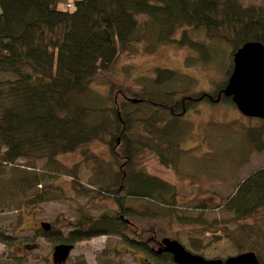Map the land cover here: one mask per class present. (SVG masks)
<instances>
[{"label":"trees","instance_id":"16d2710c","mask_svg":"<svg viewBox=\"0 0 264 264\" xmlns=\"http://www.w3.org/2000/svg\"><path fill=\"white\" fill-rule=\"evenodd\" d=\"M0 7V159L53 161L92 142L106 144L112 153L109 170L115 183L104 190L115 208L97 215L82 211L78 220L68 221L73 227L64 238L61 228L35 230L57 243L117 234L131 252L152 253L146 230L138 229L135 217L158 218L161 229L176 219L204 222V203L199 216L187 213L179 188L137 160L144 151L169 166L181 162L187 155L179 142L189 127L184 111L199 99L211 98L206 92L187 93L194 82L179 68L159 66L134 77L143 83L139 90L130 86L127 92L117 91L111 82L106 93L113 94L111 101L91 84L101 77L112 79L120 54L134 42L152 50L171 45L188 51L185 65L210 64L225 74V81L215 82L217 91L208 92L215 99L231 74L234 52L249 41L264 44V0H0ZM131 64L126 68H133ZM226 98L233 102L221 95V101ZM259 120L222 132L229 142L240 131L241 162L252 149H264V118ZM215 142L224 151L220 141ZM24 175L27 179L26 173L15 176L17 186L24 185ZM37 183L24 204L52 198L53 184ZM220 204L224 214L214 216L212 223L225 227L240 253L254 251L264 264V166L238 182L232 196ZM16 209L22 222L24 210ZM17 229L14 226L13 232ZM161 229H153L152 235L159 239ZM0 239L10 240L1 232Z\"/></svg>","mask_w":264,"mask_h":264},{"label":"rangeland","instance_id":"374dc122","mask_svg":"<svg viewBox=\"0 0 264 264\" xmlns=\"http://www.w3.org/2000/svg\"><path fill=\"white\" fill-rule=\"evenodd\" d=\"M187 53L186 49L178 50L171 45L152 50L143 42H134L120 54L110 72L112 79L101 77L92 82V89L100 92L102 96L108 95L111 101L113 94H106L112 86L109 83L113 82L117 91L127 92L130 86L139 90L143 83H139L134 77L152 72L161 66L179 68L188 77L191 76L194 84L187 93L194 90L214 94L217 91L215 82L225 81V74L210 64H206L210 68L193 62L185 65L184 58ZM129 64L133 68H126ZM210 100L199 99L196 105L184 111L189 127L179 142L183 155H187L182 157L181 162L179 160L176 166H169L162 163L155 154L144 151L138 155L137 160V164L146 171L167 179L179 188L180 204L183 209H188L187 213L199 216L202 212L200 202L204 203L203 216H207L203 217L204 222L176 219L163 229L159 227L162 225L158 218L135 217L134 222L139 230H146L144 235L147 237L152 235L153 229H161L158 234L160 238L164 235L176 238L188 250L213 259L240 253L233 240L226 236L225 227L212 223V218L224 214L219 209L220 203L232 196L237 183L264 166V149H252L247 161H239L237 158L243 155L240 131L230 137L228 142L222 139L223 130H229L234 125L241 129L246 126L245 123L254 122L257 125L260 120L258 117L244 115L227 98L217 102ZM236 118L239 119V124L230 122ZM215 140L220 141L227 153L216 147ZM0 147L4 149L3 146ZM187 158H191L192 162ZM111 162L109 146L100 142H92L75 151L59 154L53 161L46 158H19L14 162H5L0 159V232L10 239H0V264H53L52 253L57 242L50 241L35 230L41 227L42 221H49L53 227L61 228L59 234L63 237L73 227L71 223L68 227V221L78 220L82 211L88 210L90 215H97L115 208V201L104 190L115 183L112 175L114 171L109 170L113 166ZM21 173H26L27 179L24 175L25 178L20 179L24 185L17 186L18 179L15 176ZM37 182L47 186L53 184L52 198L24 204L26 197L29 198L36 186L38 188ZM8 183L14 186L3 188ZM99 192L104 197H100ZM208 204L211 206H207ZM79 205L83 208L80 209ZM16 208L24 210L22 222L18 221ZM17 225L18 229L14 233L13 228ZM207 226L216 229L206 231L204 228ZM227 226L234 228L233 224ZM74 244L66 264H147L143 261L142 252H131L117 234L92 236Z\"/></svg>","mask_w":264,"mask_h":264},{"label":"water","instance_id":"95a60500","mask_svg":"<svg viewBox=\"0 0 264 264\" xmlns=\"http://www.w3.org/2000/svg\"><path fill=\"white\" fill-rule=\"evenodd\" d=\"M220 101L221 95L231 97L237 108L246 116L264 118V44L249 41L233 54V68L227 83L213 98ZM138 99L134 100L137 101ZM45 230L51 228L48 221L41 223ZM163 250L170 252L181 264H261L254 251H245L227 258L208 259L188 250L178 239L165 237L160 242ZM74 243L60 242L54 246L53 264H63L70 256Z\"/></svg>","mask_w":264,"mask_h":264},{"label":"flooded vegetation","instance_id":"af4514ba","mask_svg":"<svg viewBox=\"0 0 264 264\" xmlns=\"http://www.w3.org/2000/svg\"><path fill=\"white\" fill-rule=\"evenodd\" d=\"M147 238H149V241L151 243L150 249L152 253H145L143 255V252L141 253V256H143V261L147 264H160L162 263H169V264H181L174 260L173 255L163 250V245H161L162 238H157L156 235H150ZM154 260V263H152ZM157 261V263L155 262Z\"/></svg>","mask_w":264,"mask_h":264}]
</instances>
